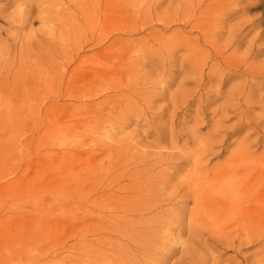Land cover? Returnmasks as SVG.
I'll use <instances>...</instances> for the list:
<instances>
[{
  "label": "rangeland",
  "instance_id": "rangeland-1",
  "mask_svg": "<svg viewBox=\"0 0 264 264\" xmlns=\"http://www.w3.org/2000/svg\"><path fill=\"white\" fill-rule=\"evenodd\" d=\"M255 2L232 9L218 45H230L240 30V47L232 50L239 57L250 54L251 63L260 67L264 15L259 5L253 8ZM182 4V0H121L119 27L138 32L136 42L145 39L152 44L149 35L158 30L152 27L156 21L171 22V31L164 34L168 41L174 32H183L178 21ZM73 11L71 0H0V264L261 262L263 243L245 246L239 254L238 241L234 246L216 243L206 225L197 228L202 241L191 237L185 230L189 221L168 222L170 229L176 226L168 231L175 232L172 242L163 228L143 224L166 219L156 208H147L142 215L118 210L115 224L123 230L118 233L100 220L103 211L93 202H100L107 186L114 192L127 184L114 175L116 169L106 177V168L135 164L164 176L167 203L176 206L178 214V206L190 211L191 195L178 184L196 169L194 156L200 154L201 145L213 148L201 157L208 168L241 145L257 154L264 150V125L258 127L264 103L256 100L264 96V78L248 81L244 73L236 72L230 79L226 68L224 75L223 69L212 72V60H206L204 74L199 73L202 41L190 56L180 48L140 49V58L130 64L129 57L139 49L127 54L114 48L104 55L102 47L92 48L90 38L65 35L54 22L43 26L45 19L68 18ZM77 40L88 47L68 52L59 48ZM252 40L256 45L251 48ZM97 55L114 57L105 63L95 60ZM66 63L69 88L54 73ZM60 91L61 97H53ZM249 93L254 94L251 101L246 98ZM217 120L219 135L210 144L205 138L216 132L212 126ZM110 127L109 146L95 144L93 140ZM162 237L164 241H159ZM176 241L179 244L173 246Z\"/></svg>",
  "mask_w": 264,
  "mask_h": 264
},
{
  "label": "bare ground",
  "instance_id": "bare-ground-1",
  "mask_svg": "<svg viewBox=\"0 0 264 264\" xmlns=\"http://www.w3.org/2000/svg\"><path fill=\"white\" fill-rule=\"evenodd\" d=\"M71 1L74 4L75 11L70 14V17L61 18V16H58L55 21L45 19L43 26L47 27L54 22V24L56 23L60 26L65 35L76 33L77 36L83 37V40L90 38V41L94 44L92 48L102 47L104 55H108L107 53L114 48L127 52V54H130L134 49H139L134 52L135 55L129 57L131 59L130 64H132L134 63L132 62L133 59L137 61L140 58L138 57L140 49L155 48L156 46L162 49L175 50L180 48V50H184L190 56V54L197 52L202 41V46L204 48H212V51H207L204 48L198 51L200 55L198 61L201 63L198 67L199 73L204 74L203 68L207 65L206 60H212L214 63L211 67L212 72H218L226 68L230 79L236 72L244 73V77H247L246 80L248 81L264 78V65L259 67L251 63V57L248 54L250 52L247 53L248 55L245 54L239 57L237 52L232 50L234 46L240 47V38L242 37L240 30L230 45L227 47L218 45L222 37L221 31L225 27L224 24L233 14L232 9L243 4L251 7L254 4V0H182L183 15L178 21L181 23L183 32H174L171 39L167 41L164 38V34L171 31L172 23H158L159 21H156V24L152 27L159 28L152 31L149 35L152 44L145 39L141 42H136L137 39L134 37L137 36L138 32L134 33L132 30H123L119 27L121 0ZM256 5L260 6L263 11L260 14L264 15V0H257L253 8L259 7ZM27 22L28 19L26 18L22 25H26ZM123 36L128 38L123 39ZM112 37L114 38L111 40ZM132 38L134 40L127 41ZM259 39H264V30ZM78 42V40L75 43L66 41L59 48L68 52L74 47L78 48V51H84L88 47L82 46ZM17 45L18 43L13 41V47L16 48ZM255 45V40H252L250 47L252 48ZM53 49L59 52L56 46ZM205 52L207 56L204 55ZM113 57L94 56L95 60L104 61L105 63H110L108 59ZM47 72L43 71V74ZM54 73H56L58 81L61 80L63 84L67 85L66 88H69V63L58 67ZM222 75H224V69ZM62 92L53 94V97H61ZM253 95L251 93L248 94L246 97L249 99L248 101H251ZM256 100L258 103H264V96H260ZM222 111L224 113V110ZM214 116H217V114L214 113ZM263 121L264 119H262ZM262 122L258 124V127H263L264 122ZM220 123L219 120L214 121L212 129L216 131ZM106 130L100 138L97 136V139L93 140L95 144L100 142L104 143L105 146H109L107 141H112L113 127H110V130ZM218 133L216 131L210 134L205 138L206 142L209 141L210 144H214L213 141L218 138ZM201 142L204 141L202 140ZM205 145L207 143L201 145L200 154L194 156L198 159L196 169L187 176L185 182L178 184L179 187L181 186L186 190L185 194L191 195L189 197L193 201V208L190 211L187 212L184 207L178 206V210L181 211L178 214L176 206L174 207L172 203H167L170 198L165 193L166 190H164L168 188V184L162 181L164 176L152 175L150 168L146 166L140 167L135 164L124 166V163H119L113 167L106 168L105 176H109L111 171L116 169L114 175H118L127 184L117 188L114 192H109V186H107V191L101 197L99 203L94 200L95 203L91 201L103 211L100 220L102 219L108 226L114 227L116 232L122 233L123 230L119 231L118 224H115L120 218L118 210L136 211L139 215H142L145 209L156 208V211L166 216L167 220L161 218L159 222L155 223L144 220L145 223L143 224H153V229L159 231L163 228L168 239L171 237L172 242L175 241L173 237L175 232L169 233L168 231L175 230L176 226L170 229L169 224L173 225L171 221L173 220L176 225L189 221L187 223L188 228H185V230L190 233L191 237L196 236L199 242L202 241L199 237L201 231L197 228L206 225L210 229L208 233L212 241L216 243L227 242L231 246H234V243L238 241L239 247L237 251L239 254L245 246H249L252 243H263L262 254H264V150L261 154H257L256 151L241 145L236 152L230 153L225 160L212 168H208L203 166V158L201 157L206 149L210 152L213 148L210 146L207 148ZM175 197H178V195ZM117 205L118 207H115ZM168 205L172 207L166 208ZM172 211H175L173 216H171ZM141 218L143 219V216ZM164 239L165 237H162L159 241H164ZM151 241L158 244L153 238H151ZM177 244H179L178 241L173 246ZM219 260L214 259V264H220ZM260 260L264 261V257L260 258ZM262 261L255 264H262ZM107 264H110V262Z\"/></svg>",
  "mask_w": 264,
  "mask_h": 264
}]
</instances>
